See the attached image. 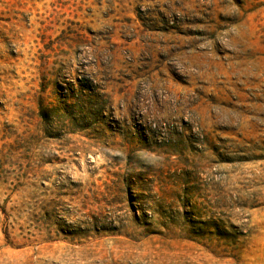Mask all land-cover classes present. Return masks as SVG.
Wrapping results in <instances>:
<instances>
[{
  "label": "rangeland",
  "instance_id": "obj_1",
  "mask_svg": "<svg viewBox=\"0 0 264 264\" xmlns=\"http://www.w3.org/2000/svg\"><path fill=\"white\" fill-rule=\"evenodd\" d=\"M0 264H264V0H0Z\"/></svg>",
  "mask_w": 264,
  "mask_h": 264
}]
</instances>
